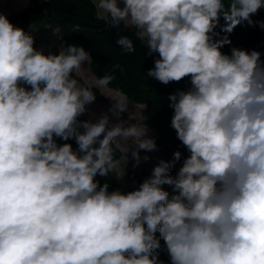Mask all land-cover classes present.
<instances>
[{"label": "clouds", "instance_id": "9594fccd", "mask_svg": "<svg viewBox=\"0 0 264 264\" xmlns=\"http://www.w3.org/2000/svg\"><path fill=\"white\" fill-rule=\"evenodd\" d=\"M90 3L155 57L145 80H187L166 97L187 155L111 189L100 178L124 181L130 162L159 151L147 119L109 87L115 75L92 73L83 45L46 52L37 24L0 11V264H165L162 252L168 264H264V53L230 39L237 27L264 30L253 19L264 0ZM116 43L136 51L129 36ZM100 89L111 105L96 115Z\"/></svg>", "mask_w": 264, "mask_h": 264}, {"label": "trees", "instance_id": "16d2710c", "mask_svg": "<svg viewBox=\"0 0 264 264\" xmlns=\"http://www.w3.org/2000/svg\"><path fill=\"white\" fill-rule=\"evenodd\" d=\"M8 18L14 24L25 28L29 23H35L42 30L51 24L52 29L44 38L49 51L60 41L66 44L83 45L93 59L92 73L98 77L105 74L115 75L116 79L109 85L110 88L122 89L133 103L147 105L144 114L147 122L157 132V145L168 154L172 155L173 151L179 149L187 155L186 150L176 139L174 130L170 127L172 110L168 106L169 102L166 97L176 89L186 88L188 82L185 80L178 84L172 83L165 86L151 78L145 80L143 75H146L147 70L153 67L155 57L145 55L147 49L141 45L133 29L126 28L123 24L119 29L109 28L103 20L97 18L96 9L90 0H31L22 10L12 13ZM263 18L264 11L253 17L254 20ZM57 26L63 34L62 40H58L53 33V29ZM40 32L36 34L37 47ZM124 35L133 40L136 47L135 53H124L117 45L116 41L119 36ZM230 39L231 46L256 49L264 53V30L259 27H237ZM231 46H225L223 51L229 52ZM96 91L97 98L111 105V101L102 96L104 93L101 89ZM81 119H87V116ZM126 171V176L130 180L128 190L133 186V177L139 182L149 175L151 170L133 169L127 166ZM100 179L102 182L107 179L111 189L121 188V183L115 177ZM161 259L168 264V257L163 252Z\"/></svg>", "mask_w": 264, "mask_h": 264}, {"label": "rangeland", "instance_id": "374dc122", "mask_svg": "<svg viewBox=\"0 0 264 264\" xmlns=\"http://www.w3.org/2000/svg\"><path fill=\"white\" fill-rule=\"evenodd\" d=\"M24 6H25V4L22 2V0H0V11H2L7 16L11 15L14 12L22 10L24 8ZM262 20H264V18ZM49 25H51V24H49ZM49 25L46 26V28L41 30L40 35H39L38 44H37L38 48L42 47L46 52H49V49H48V44L44 38H45L47 32L49 30H51V29H48ZM60 43H62V42L61 41L58 42L55 45V47L52 48L51 52H55L57 50V48L59 47ZM246 49L252 50L250 48H246ZM87 75H88V73L84 74L85 77H87ZM101 90L105 95H111V93H108L107 90H104V89H101ZM109 107H110V105L108 103L97 98L95 103L90 106V110L92 112H94L96 115H99L102 111H106ZM131 109L137 117H143L146 119L145 114H144V108L141 107V105L133 103L131 105ZM145 123L148 125L149 129L151 130V134L157 139L158 135H157V132L154 129V127L151 126L147 122V120L145 121ZM143 155H145V153L142 151L141 156H143ZM148 155H150L152 157V160L150 162H147V163H142L139 168L151 170L152 166L157 162V160L159 158L170 159L172 156L171 154H168L167 152H165L160 147H159V151L154 152V153H149ZM128 166L132 167V162H130ZM119 182L121 183V188L123 190H127L128 186L130 185V180L127 178V176L125 177L124 181H119Z\"/></svg>", "mask_w": 264, "mask_h": 264}, {"label": "crops", "instance_id": "0c3cea01", "mask_svg": "<svg viewBox=\"0 0 264 264\" xmlns=\"http://www.w3.org/2000/svg\"><path fill=\"white\" fill-rule=\"evenodd\" d=\"M262 20V19H261ZM140 105V104H139ZM142 106V105H141Z\"/></svg>", "mask_w": 264, "mask_h": 264}]
</instances>
